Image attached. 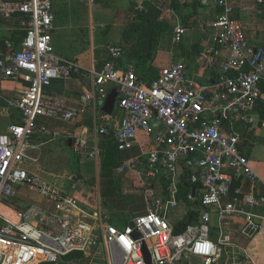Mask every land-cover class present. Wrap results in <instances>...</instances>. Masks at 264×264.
I'll return each instance as SVG.
<instances>
[{
	"label": "built area",
	"instance_id": "obj_1",
	"mask_svg": "<svg viewBox=\"0 0 264 264\" xmlns=\"http://www.w3.org/2000/svg\"><path fill=\"white\" fill-rule=\"evenodd\" d=\"M78 1L88 7L95 2ZM210 1L217 10L207 23L208 41L199 57L211 69L219 66L208 84L190 78L182 61L161 67L154 80L145 82L132 65L118 68L117 61L123 57L120 44L108 45L110 59L98 70L85 69L54 50L51 0H0V20L8 32L0 41V111L4 102L7 110L19 114V122L0 130V204L1 197L17 198L15 185L36 191L52 203V209L30 206L16 210L15 219L0 211V264H54L73 251L88 256L100 245L107 264H193L190 256L200 258L201 264H244L250 258L245 251L244 258L235 252L228 236L213 240L209 224L212 215L219 226L227 217L241 216L243 233L259 229L253 210L264 206V188L242 198H232L229 190L241 175L264 187V180L240 151L237 125L240 120L255 121L263 96L264 41L253 44L248 39L240 13L245 7H236L230 0ZM169 2L131 0L134 12H146L152 4L172 16V41L177 44L185 27ZM253 3V9L264 8V0ZM221 47L229 51L227 55H219ZM81 75L89 79L81 106L47 93L54 81ZM113 87L118 88L115 107L119 116L108 114V124H103L102 116L97 123L94 115L92 135L50 132L37 124L39 116L71 122L87 108L101 107L99 102ZM6 89L9 98L1 94ZM36 133H51L52 140L66 137L76 153L90 159L99 157L101 140L115 142L121 162L113 176L132 174L145 210L121 227L108 222L99 202L91 206L93 216L85 214L76 196L30 169L37 160L28 155ZM135 148L137 153L127 156ZM184 168L189 169L187 178L197 185L187 199L192 201L197 194L199 214L196 222L175 232L168 212L179 202L178 183Z\"/></svg>",
	"mask_w": 264,
	"mask_h": 264
},
{
	"label": "crops",
	"instance_id": "obj_2",
	"mask_svg": "<svg viewBox=\"0 0 264 264\" xmlns=\"http://www.w3.org/2000/svg\"><path fill=\"white\" fill-rule=\"evenodd\" d=\"M197 1H200V4ZM230 1L236 7L238 6L242 7L243 5L242 3L243 0H230ZM100 2H101L100 0H96L91 7H88L81 5L78 0H51L52 13H53V22H52L53 27L51 29L50 35L54 50L59 55L76 61L80 66H82L85 69L94 68L95 70H98L107 60L110 59V55L108 53V48H107L108 45L121 44L122 32L129 23L132 14L134 13L132 3L131 6L129 4L120 7L106 6V8H104V11L106 13L104 12L101 13H104L105 16L109 18L110 26H108V28L106 27V29H104L103 31L97 32L95 35L93 28L90 26V31L88 32L87 35V33L84 30V26L86 25H81V23H83V21H81L83 20L82 18L83 13L85 12L91 21L93 18V11L98 10L97 6L100 5L99 4ZM175 2H177V4L179 5H183L182 4L183 2H181V0H175ZM188 3L193 4V5L190 4L192 8L189 9V11H191L193 15H191L187 24H184L182 22V15L180 14V11L177 10V9H181V11L184 12L182 6L178 8L175 6L172 7L170 5L171 9L174 10L176 16L180 20V23L182 22L183 24L182 23L181 24L184 25L185 27L183 38L177 44L172 41V31L175 25V19L172 16H170L168 13L162 11L159 8V6L152 4L146 6L145 4L146 12L143 13L149 20L151 21L166 20L170 23V27L166 32L162 34L161 38L159 39L157 48L154 50L152 56L148 57L147 52H148V43H149L151 25L148 21L141 22L139 41L141 42L142 64L145 65V67L148 66L153 67L152 70L156 71L158 74V70L161 67L167 66L173 62L182 61L186 65L187 74L190 78H195L201 82L211 84L213 82L212 78L216 75L215 71L218 69L219 65L218 63L213 65L212 69L210 67L205 66L199 57V53L205 48V45L207 44L208 36H209L208 32L210 30V28L207 26V23L214 17V14L217 9L214 6H212L210 0H192L191 2ZM252 4L254 3L252 2ZM255 10L257 12L261 11L260 8H257ZM186 11H188V9L187 10L185 9V12ZM98 24L101 27H104V25L107 23L99 22ZM243 27L251 43L257 44L259 42L264 41L263 27L256 28L254 25L245 26V22L243 23ZM4 28L6 30L7 27L5 26ZM180 43H183V46H185L186 49L188 50L193 49L194 53H192L187 58L182 56L180 54L181 52L178 50ZM228 52L229 51L225 48L221 47L219 49V55L221 56L227 55ZM117 64H118V68L120 69H126L127 66L129 65H132L134 67L133 62L131 61V58L129 56L128 57L123 56L121 59L117 61ZM135 70L138 77H140V79H142L143 81L147 82L142 78V76L138 74V70L137 69ZM87 87H89V79L87 75L73 76L71 78H67L64 80L54 81L52 85L47 88V93L56 96V98L65 102L66 104L81 106V95L82 92ZM262 93L263 96L259 102L258 108L254 113V118H255L254 123H248L243 120H240L237 125H238V130L241 133L240 146H239L240 151L242 154L248 157L250 164L252 165L254 170L264 180V123L261 121V110L264 104V91ZM1 94L4 96V98H9L11 93L8 89H6L5 91H1ZM99 111H100L99 106H96L92 109L87 108L81 115L76 117L71 122L60 121L45 116L37 118L36 120H37V124L40 127H43L50 132L53 131H57L60 133L67 132L68 134H71L73 136L74 135L80 136L85 133L88 135H92L96 127V123H95L96 121L94 115H97L98 118L97 123H99L100 121ZM110 114L113 115L117 114V116H119V111L114 106ZM106 115L108 114L106 113L102 114L101 121L103 124H108ZM10 122H19V114L15 109L7 110L5 108V103L3 102V108L0 111V124L3 123L5 124V126L0 127V130H4ZM57 123H60L61 125ZM48 135H52V134L36 133L32 136L31 141L33 146L28 149V155L30 157H34L31 154L32 151L33 152L37 151L35 155L36 157H34L33 159H40L41 155L43 157L45 153L44 150L48 149L50 144L53 142H56L60 145L64 142L66 146L71 147V149L74 151L71 140L67 139L66 137L64 138L61 137L60 139L57 138L52 140L51 137H48ZM44 137L46 139H44ZM55 140H62V141L57 142ZM107 142L108 141L103 142L101 140V146H102L101 152L104 151ZM137 151L138 150L135 148L131 152H128V154L132 156L135 155ZM101 152L99 157L97 159H94L95 163H97V176H96V178H98L97 187L95 186L91 188L88 185V183H86L87 184L86 189L82 192L78 190V195H75L76 190L74 188V185L76 184L75 178H77L75 176L74 177L72 176L68 180L67 185L69 184L68 185L70 190L69 193L76 196L80 201L81 205L94 206L97 202H99L101 205V210L104 211L106 215H108V213L105 211V207H106L105 203L108 205V202L103 197L104 195L106 194L108 195L110 193L109 192L107 193V191L105 193L102 192V190H105L103 189L104 186L106 184L109 185L107 183V180L112 181V183L110 184L113 185L111 186L112 191L113 188L115 189V185L117 184V182H120V184L124 182L125 183L123 185L124 195H128L127 185L130 182L133 185V188L136 189L135 191H137V188L138 191H140V189L136 185V182H134L135 181L134 177L129 172H125L121 174L119 177L113 176V171L120 164L121 159L119 164L112 168L110 176H102L100 170L101 162H102ZM83 156L84 157L82 159L88 158L85 155ZM78 158H80V154ZM31 170L33 171V169ZM48 173H50V175H54L53 172L48 171ZM40 176L43 177L42 175ZM43 178L47 181H50L51 183L53 182L51 179H47L46 177ZM236 179L237 178H235V180L233 181H236ZM133 188L128 191L132 192ZM263 188L264 187L262 186V184L251 182L241 175L239 177V185L235 187V193H237L240 196L239 197L236 196V197L242 198L248 193L262 192ZM16 189L18 190L17 198L10 200L7 197H3V199L1 200V204L11 212L16 211V205L25 204L22 203L23 201H25V199H29V198L34 199V194L37 195L39 194L36 191H33L27 187H20L18 185L16 186ZM107 189H109V187ZM25 191L32 192V194H25L26 193ZM230 196L232 198L235 197L231 194ZM113 197L115 198V200H113V202L110 203V206L111 207L114 206L112 207V209L113 208L115 209L116 207L115 204L119 200L118 198H120V196L114 193ZM81 199H83L84 201ZM43 200H44L43 202L39 201V203H42L40 207L52 209V203L47 202L44 198ZM136 201L137 200L131 202V205H134ZM179 204L184 205V207L187 206L185 208H188L186 202L182 200H179V202L175 207H177ZM26 206L30 207V206H38V205L27 204ZM20 210H23V208ZM144 210L145 208L143 209V211ZM187 210H185V213H183V217L187 213ZM253 211L258 216V222L260 225L258 231L252 234H246L242 232L240 227L244 225V220L241 216H232L230 218L227 217L225 222L219 226L217 220L214 223H212V218L215 217L212 215L209 224L210 237L213 240H216L219 236L221 237L228 236L229 243H231L232 247L236 250L235 252L240 253V255H242L243 258H244V254H243L244 251L250 256V258H246L244 264H256V263L261 264L264 262V206L255 208ZM108 217H109L108 221L111 220V217L109 215ZM183 217L178 221H171V222L174 223V225H176V223L181 221ZM112 219L113 221H109V223H112L118 227L124 226V224H120L121 221L118 217L116 219L114 218ZM222 230L223 231L225 230L226 233L222 234ZM216 232H218V234H216ZM79 253L80 255H77L72 258L73 264H83V262L89 256V255L85 256L81 252ZM61 262L59 264H69L66 262L64 263ZM105 263L107 264V262ZM54 264H58V263H54Z\"/></svg>",
	"mask_w": 264,
	"mask_h": 264
},
{
	"label": "rangeland",
	"instance_id": "obj_3",
	"mask_svg": "<svg viewBox=\"0 0 264 264\" xmlns=\"http://www.w3.org/2000/svg\"><path fill=\"white\" fill-rule=\"evenodd\" d=\"M96 1V0H95ZM101 2L99 3L100 5L97 6L98 10H94L93 11V18L90 21V19L88 18V15L84 12L83 13V23H81V25H86L84 26V30L88 35V32L90 31V26L93 28L94 30V35L99 32V31H103L104 29H106V27L108 28V26H110V20L108 17L105 16L104 13H106L104 11V8L109 7V6H125L126 4H129L131 6V0H100ZM253 0H243V5L242 7H245V11L240 12L241 14V19L243 21V23L245 22V26H251L254 25L256 28L257 27H263L264 28V16H262V12L261 11H256L255 9H253V4H252ZM98 11V12H97ZM237 14L239 15V8L236 9ZM255 11V12H254ZM104 12V13H101ZM99 22H103V23H107L104 25V27H101L98 23ZM4 23L1 22L0 20V41L8 34V32L5 30L4 28ZM83 30V29H82ZM43 117V116H39L38 118ZM43 119V118H42ZM45 119V118H44ZM2 124V125H1ZM0 127L5 126V124L1 123ZM60 124V123H57ZM61 125V124H60ZM52 135H48V137H51ZM44 139H46L44 137ZM60 139V138H59ZM55 141H62V140H55ZM53 142V141H51ZM44 155L40 159H37L35 163H33L31 165V169H33L34 172H36L39 175H42L43 177H46L47 179H51L53 182V184H57V186L66 191L69 192V187L67 185L68 180L73 176L77 177L75 178L76 180V184L74 185V188L76 190L75 195H78V190H80V192L84 191L86 189V183H88V185L92 188V187H97V182H98V178H96L97 176V163H95L94 159H82L84 156L75 153L71 147H68L65 145V143L63 142L61 145L53 142L50 144V146L48 147V149L44 150ZM37 151H32V155L34 157H36ZM126 154V153H125ZM31 155V156H32ZM127 156H129V154L127 153ZM32 157V158H34ZM99 164V163H98ZM78 169V170H77ZM77 170V172H76ZM48 171L53 172L54 175H50V173H48ZM64 174V175H63ZM65 176V177H64ZM74 180V178H73ZM56 181V182H55ZM107 183L109 185H105L102 190V192H109L110 194H106L104 195V199L108 202V205L105 203V211L108 213V215L111 217V220L109 221H113L112 218L116 219L117 217L120 219L121 224H127L129 223V221L131 220L132 216L134 214H139L142 213L143 209L145 208V201H143V197L140 193V191H135L136 189L133 188V185L130 183H128L127 185V189L130 190L133 188V191L130 192L127 190V197L124 195L120 198H118L119 200L116 202L115 204V209L112 207L114 206H110V203L113 202V200H115V198L113 197L114 193L116 194V189L113 188L112 191V187L113 185H110L112 183L111 180H107ZM131 185V187H130ZM17 185H15L16 187ZM20 186V185H18ZM21 187V186H20ZM109 187V189H107ZM25 194H32V192H27L25 191ZM79 192V193H80ZM130 192V193H129ZM74 194V193H73ZM27 196V195H25ZM29 196V195H28ZM131 196V197H130ZM3 199V197H1ZM83 200V199H81ZM131 200H137L134 205H131ZM39 201H44L43 197L41 195H37L34 194V199L29 198V199H25V201H23L22 203H25L23 205L18 204L16 205V210H20V209H26V205L27 204H36L38 206H41L42 203H39ZM84 201V200H83ZM114 204V203H112ZM131 205V206H130ZM3 206V205H2ZM4 207V206H3ZM104 207V204H103ZM187 207V206H185ZM184 205L179 204L177 207L169 210L168 212V217L170 219V221H178L183 217V213H185V210H187L188 208H185ZM5 208V207H4ZM81 209L82 211L89 215V216H93L94 212L93 210H91V205L90 206H83L81 205ZM133 209V210H132ZM133 211V212H132ZM116 215V217H115ZM215 216V215H213ZM87 220H89V218H87ZM217 220V217H213L212 218V223H214ZM108 221V222H109ZM241 230L243 228L240 227ZM239 228V229H240ZM225 230H222V234H225ZM212 234V232H211ZM216 234H218V232H216ZM80 255V253H72L70 256H65L66 259L61 262L58 261V264L61 263H69V264H73L72 262V258ZM107 255L105 252V249L102 245H100L97 249H94V251H92L90 253V255L88 256V258H86V260L83 262V264H106L105 262H107ZM70 258V260H68Z\"/></svg>",
	"mask_w": 264,
	"mask_h": 264
},
{
	"label": "trees",
	"instance_id": "obj_4",
	"mask_svg": "<svg viewBox=\"0 0 264 264\" xmlns=\"http://www.w3.org/2000/svg\"><path fill=\"white\" fill-rule=\"evenodd\" d=\"M197 2H199L200 4V1H197ZM174 4H177V2H175V0H170L169 5H171L172 7L175 6V7L180 8V6H182V9L184 10V12H182L181 9H177V10H179L180 14L182 15V22L184 24H187L189 18L191 17V15H193L191 11H189V9L192 8L191 5L193 4L190 3L191 4L190 5L189 3H184V2L182 3L183 5H179V4L174 5ZM185 9L186 10L188 9V11L185 12ZM260 10L262 11L261 13L262 16H264V8H260ZM142 21H148L151 25V31H150V37H149V43H148V52H147L148 57H151L152 54L154 53V50L157 48L159 39L161 38L162 34L168 30V28L170 27V23L166 20L151 21L145 16L144 13L134 12L131 16L129 23L127 24V26L122 32V38H121L120 45L122 46L123 56H126V57L129 56L131 58V61L133 62L135 69L138 70V74L142 76V78L146 80L147 82H151L157 77V72L152 70L153 67L151 66L145 67V65L142 64L141 42L139 41ZM9 36L16 38L14 37V33H11ZM178 50L181 52L180 54L184 56L185 58L189 57L192 53H194L193 49L192 50L186 49V47L183 46V43L179 44ZM260 87L263 92L264 91V81L263 80L260 83ZM101 159H102L101 169H100L101 175L110 176L112 168L117 166L121 159V154L118 151L115 142L108 140L104 151L101 152ZM188 173H189V169L184 168V171L181 175V179L178 183V194H177V198L179 200L186 202V204L188 205V210L185 216L183 217V219L176 223L175 232L182 231L185 227L184 225L194 223L198 219L199 200H198L197 194L195 195L196 198L193 199L192 201L187 199V195L195 191L197 188V185L192 183L187 178ZM124 184H125L124 182L121 184L120 182H117V184L115 185L116 194L120 197L124 196L123 194ZM238 185H239V178H237L236 181H232L231 186H230L229 192L231 195L235 197L240 196L237 193H235V187ZM130 202H134V200H131ZM77 252L78 251H73L69 253L68 255H66V257L70 256L72 253H77ZM66 257H63L62 261H64ZM40 264H51V263L42 262Z\"/></svg>",
	"mask_w": 264,
	"mask_h": 264
},
{
	"label": "water",
	"instance_id": "obj_5",
	"mask_svg": "<svg viewBox=\"0 0 264 264\" xmlns=\"http://www.w3.org/2000/svg\"><path fill=\"white\" fill-rule=\"evenodd\" d=\"M117 94H118V88L113 87L109 90L106 99L104 101L99 102V105H101L100 111H99L100 117L102 116L103 113L110 114L112 112L115 104L118 102ZM69 144H70V141H69ZM143 250H144L145 260L147 261V263H149V255H148L145 247ZM190 259H191L193 264H201L200 258H198L196 256H190Z\"/></svg>",
	"mask_w": 264,
	"mask_h": 264
},
{
	"label": "bare ground",
	"instance_id": "obj_6",
	"mask_svg": "<svg viewBox=\"0 0 264 264\" xmlns=\"http://www.w3.org/2000/svg\"><path fill=\"white\" fill-rule=\"evenodd\" d=\"M0 211L7 215L10 219H15V215L13 212L9 211L8 209L4 208L2 204H0Z\"/></svg>",
	"mask_w": 264,
	"mask_h": 264
}]
</instances>
